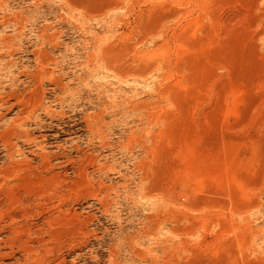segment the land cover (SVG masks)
I'll list each match as a JSON object with an SVG mask.
<instances>
[{"label":"rangeland","instance_id":"rangeland-1","mask_svg":"<svg viewBox=\"0 0 264 264\" xmlns=\"http://www.w3.org/2000/svg\"><path fill=\"white\" fill-rule=\"evenodd\" d=\"M0 259L264 264V0H0Z\"/></svg>","mask_w":264,"mask_h":264},{"label":"bare ground","instance_id":"bare-ground-1","mask_svg":"<svg viewBox=\"0 0 264 264\" xmlns=\"http://www.w3.org/2000/svg\"><path fill=\"white\" fill-rule=\"evenodd\" d=\"M6 96V95H5ZM28 117V116H27ZM29 118V117H28ZM19 126V125H18ZM21 127V126H20ZM44 138V137H43ZM8 167V166H7ZM46 171V170H45ZM50 175V174H49ZM11 182V181H10ZM57 182V181H56ZM58 187V186H57ZM13 214V213H12ZM11 214V215H12ZM6 224V223H5ZM8 225V224H7ZM20 225V224H19ZM15 228V227H14ZM11 238V237H10ZM5 242V241H4ZM13 244V243H12ZM20 253V252H19ZM34 254V253H33ZM5 256V255H4ZM34 257V256H33ZM1 260V259H0ZM40 260V259H39ZM37 263V262H36Z\"/></svg>","mask_w":264,"mask_h":264}]
</instances>
